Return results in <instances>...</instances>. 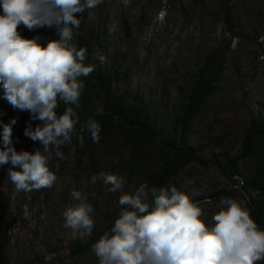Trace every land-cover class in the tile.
<instances>
[{"label":"rangeland","instance_id":"obj_1","mask_svg":"<svg viewBox=\"0 0 264 264\" xmlns=\"http://www.w3.org/2000/svg\"><path fill=\"white\" fill-rule=\"evenodd\" d=\"M228 7L232 32L224 20L222 0H127L126 4L103 0L77 14L81 23L73 37L77 49L91 51L83 63L95 65L92 73L103 75L110 100L148 106L163 136L175 144H179L178 119L192 77L209 55L220 57L216 91L193 119L185 141L197 159L169 180L202 208L209 225L222 197L238 200L253 219L260 215L264 220V211L256 207L258 203L264 208V191L245 184L252 159L237 161L236 171L229 160L241 154L251 119L264 117V0H230ZM18 31L28 39L40 36L42 44L53 40L48 27L29 31L21 25ZM97 53L106 57L104 65ZM83 78L79 79L84 83ZM93 97L97 110L105 114L107 97ZM12 119L17 121L12 126L16 150L34 152L41 147L43 152L39 141L33 147L24 135L29 123L35 129L41 122L14 108L0 82V133L2 124ZM98 123L99 142H93L87 130L80 132L86 123H77L83 142L73 135L72 143L61 147L66 159L49 162L57 177L50 188L18 192L8 169L0 168V264H98L92 249L71 256V247L89 241L93 234L73 239L71 230L64 228V210L78 203L71 191L87 197L94 227H102L106 213L115 221L127 208L119 204L121 195L134 194L141 184L148 186L152 173L163 172L171 158L166 146L152 142L131 149L124 145L118 122ZM102 174H117L125 183L111 192ZM257 225L264 229V221ZM46 254L52 259L46 261Z\"/></svg>","mask_w":264,"mask_h":264},{"label":"clouds","instance_id":"obj_2","mask_svg":"<svg viewBox=\"0 0 264 264\" xmlns=\"http://www.w3.org/2000/svg\"><path fill=\"white\" fill-rule=\"evenodd\" d=\"M103 0H0V82L5 99L16 109L28 111L31 120H39L35 129L31 123L24 135L41 147L34 152L17 151L13 145V125L2 124L0 166L10 164L8 178L16 191L30 192L53 186L57 177L50 169L54 158L66 159L61 147L71 144L77 133L79 116L73 107L62 115L55 111L58 98L66 105L79 108L84 89L80 77L94 71L95 65H85L86 49H77L74 29L80 27L77 14L93 9ZM125 4L127 0H124ZM29 31L48 27L57 29L59 39L42 44L41 37L28 39L18 28ZM101 65L106 57L97 53ZM99 113V109L97 110ZM2 123V122H0ZM87 130L93 142H99L101 126L89 118L80 132ZM72 151H75L73 147ZM108 189L115 192L125 180L117 174H102ZM154 202H146L148 186L141 184L134 194H123L119 204L127 206L106 231L92 244L98 264H259L264 261V229L236 199L222 197L219 210L206 224L203 210L186 194L171 184L150 189ZM75 203L63 212L64 228L71 237L91 234L94 221L92 206L81 191L72 190ZM52 255L46 254L45 260Z\"/></svg>","mask_w":264,"mask_h":264},{"label":"trees","instance_id":"obj_3","mask_svg":"<svg viewBox=\"0 0 264 264\" xmlns=\"http://www.w3.org/2000/svg\"><path fill=\"white\" fill-rule=\"evenodd\" d=\"M230 0H222L224 20L230 32L233 31V20L228 7ZM53 40L59 39L57 29L55 27L48 28ZM75 43V41L73 40ZM88 49V48H87ZM86 52H91L87 50ZM221 59L217 54L209 55L206 58L204 65L192 77V85L185 92L186 103L183 106L182 114L179 116L178 124L180 130L177 132L179 144L171 142L163 136L161 128L156 125L154 118L149 114L148 106L144 104H119L117 101H111L109 92L110 86L104 80L101 73H90L84 77V89L79 99V108L75 105H66L58 98V107L56 108L57 115H62L67 107L71 106L79 116V122L87 123L89 118L95 119L97 122H118L122 128L124 145L140 149L148 146L152 142L162 143L171 153V158L165 164L163 172L152 173L148 178L149 190V205H154L150 189L153 187L160 188L169 185V180L177 175L188 165L196 161L195 154L189 149L185 142L190 133V127L193 119L201 111L206 101L215 93L216 85L221 75ZM83 78V79H84ZM95 94L97 97L105 95L107 97L106 113H98L96 108ZM103 115V116H102ZM175 139V138H174ZM33 147L36 142H31ZM253 163L250 165V177L245 179L247 187L253 190L264 191V117L255 116L251 119L250 126L247 130L243 141L242 152L239 156L231 159L230 163L234 171H236V162L239 160H250ZM10 164L0 166V168L9 169ZM257 209L264 211V208L258 203ZM103 226L93 228L92 237L89 241L82 243L77 242L71 247V256H82L92 249V244L95 243L100 236L106 231H110L114 225V220L110 214L106 213L103 216ZM254 221L257 224H262L263 219L260 215L254 216Z\"/></svg>","mask_w":264,"mask_h":264}]
</instances>
